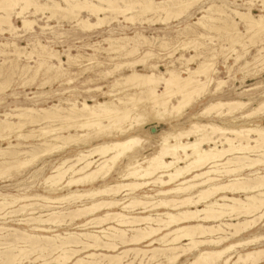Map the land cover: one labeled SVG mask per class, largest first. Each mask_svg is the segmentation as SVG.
<instances>
[{
  "label": "bare ground",
  "instance_id": "bare-ground-1",
  "mask_svg": "<svg viewBox=\"0 0 264 264\" xmlns=\"http://www.w3.org/2000/svg\"><path fill=\"white\" fill-rule=\"evenodd\" d=\"M196 1L198 0H61V6L55 0H45L44 3L39 0H0V34L14 35L18 31L12 24L11 16L20 19L21 29L24 31L35 26V20L28 17L40 14H47L45 22L53 17L60 20L71 19L81 31L102 27L112 20L117 21L119 16L124 22L132 24L137 18L162 22L180 20ZM225 8L227 7L212 3L202 11L199 10L201 16L182 28L180 35L188 36L193 32L192 26L196 25L202 26L200 28H204L206 33L198 32L191 36L194 38L183 41L182 48L196 50L201 43L197 44V39L203 37L212 41L210 31H221L220 38L230 40L221 54L234 52L237 54L234 61H237L244 52L247 53L250 50L248 47L255 43L252 37L260 35L251 36L250 32L264 31V15L253 17L249 7L246 12L230 9L231 14ZM81 12L92 16L95 22L81 19ZM148 15H152V18L146 19ZM234 18L245 24L249 37L236 31L238 22ZM227 23L230 24L229 29H224ZM49 28L52 27L48 26L47 29ZM104 41L108 43V47L100 48L101 51L114 52L116 56L108 57L105 62L108 67L106 64L107 68L95 77L102 80L112 78V81L107 86V91H101L102 87L96 86L85 92L101 91L106 99L97 101L90 96V103L83 100L80 103L74 101L65 103V106L59 103L39 109L15 107L10 109L12 113H4L1 116L3 118H0L1 140L11 136L17 140L27 141L31 137L42 140L37 146L23 145V150L15 149L21 144L12 145L9 142L6 148L0 149V155L5 157L0 161V177L17 174L37 164L43 157L61 153L71 146L78 149L84 146L77 150L74 158L59 160V164L52 167L51 174L44 178V184L49 189L47 192L55 193L66 189V194L54 197L0 194V212L20 203V210L29 208L34 214L33 211L37 209L38 214L36 217H28L30 221L25 220L23 223L28 226L29 231L0 227V240L3 237L9 238L0 243V264H21L33 254L36 255L33 262L41 261L42 264H122L129 252L133 259L139 260V264L141 261L146 264H178L187 253L191 254V258L185 264H263L264 247L256 245L260 240L264 241V235H243L257 226H264V220L260 221L264 216V169L258 168L264 165V124L225 128L210 121L202 123L191 120L181 129L155 135L151 134L150 129H147L146 135L138 133L140 128L150 124L171 126L206 95L217 96L224 84L223 80L214 76L217 72L214 56L217 54L214 50H211V56L204 55L203 51L196 52L180 63L184 64L183 70L179 67L160 71L157 63L146 61L164 55L163 51L168 46L166 40H158V50L154 49L156 51L152 46L148 47L153 42L140 31H135L131 36L110 35ZM6 45L13 48L16 58L23 56L27 60L35 57L38 64L36 67H45L44 73L47 72L48 75L50 71L56 74L62 69L60 54L40 41L32 44L31 51L27 53L15 43ZM236 46L241 48L237 50ZM98 50L93 48V51ZM5 51L0 49L2 54L11 53ZM255 51L257 52L252 56L251 62L246 61L239 66L240 71L264 69V47ZM226 53L224 55L227 56ZM135 55L138 57L133 58ZM93 56L89 54L90 58ZM196 57H201V61L197 62L195 68L188 67ZM179 59L181 58L177 60ZM53 60L56 62L53 63ZM66 60L67 65L79 64V54H67ZM88 60L89 64H103L102 61ZM138 63L146 66L147 72H138L135 69ZM230 68L228 65L226 71L229 72ZM36 72L37 69L31 73L29 80L35 78ZM70 80L68 78L67 82ZM90 81L93 80H86L87 83ZM0 82L2 93L9 82L6 78ZM44 83L39 84L42 86ZM158 83L163 86V91L157 89ZM249 104L250 101H225L215 97L192 114L191 119L231 117L234 120L257 113L264 114V96L256 107L243 111ZM27 126L32 128L24 130ZM70 129H74V133H70ZM150 140L153 141L154 150L137 159L135 152L144 145H149ZM122 157L127 159V163L123 170L117 169V179L120 181L114 185L104 182L101 187H93L97 180L104 181L110 175ZM74 186L90 187L72 191ZM147 187H152L148 190H153V193L146 190L140 196L135 194ZM122 192L130 195L126 202L117 199V195ZM238 194L241 196H237ZM72 198H88L90 202L72 209L70 207L73 205L68 209H63L62 206V210H55L59 207L54 204ZM32 200H39L41 203L37 205L31 203ZM115 208L119 211H115ZM43 210L46 211L44 214ZM101 210L105 211L97 215ZM130 211H138L139 214H130ZM49 225H74L79 232H51ZM183 241L187 243L182 244ZM140 244L143 246L136 247ZM52 253L57 255L51 256Z\"/></svg>",
  "mask_w": 264,
  "mask_h": 264
},
{
  "label": "rangeland",
  "instance_id": "rangeland-1",
  "mask_svg": "<svg viewBox=\"0 0 264 264\" xmlns=\"http://www.w3.org/2000/svg\"><path fill=\"white\" fill-rule=\"evenodd\" d=\"M39 1L41 3L45 2V0H39ZM55 1L59 2L60 5L63 6L61 0H55ZM155 1H159V0H155ZM262 1L264 3V0H201V1L198 0V1H196V3L192 4L190 9L187 10L186 14L183 17H181L182 19L180 18V20H173L172 19V20H169L167 22H162V21H147V20H143L142 18H137L135 20V22H133V24H132V23L124 22L123 18H121L119 16L117 18V21L112 20L109 23L103 24L102 27L100 26L99 28L91 29L92 31L91 30H89V31H83L82 30L81 31V29L78 26H75L76 24H75V22H73V20L67 19V18L61 19V20L55 18L56 19V21H55V19H53L54 18L53 17V18H50V21L47 20V22H45L46 21L45 16L47 14L46 15L40 14L41 16L37 15L35 17L27 15V16H29L28 17L29 19L35 20V23H34L35 26L33 25L29 31L28 30L24 31L21 29L20 19L15 18V16H11L12 24L16 29H18V31L16 32V34L14 33V35L13 34L11 35L8 33L0 34V44L2 43L0 46L1 47L3 46L2 48L0 47V49H2L4 51L6 50L5 52H8V51L11 52L8 54L0 53V76L2 77V78H0V81H3V79L6 78V79H8V82H9V84H8L9 86H7V88L2 93H0V118H3L1 116L4 113H7V114L12 113V111L10 109L13 110L15 107H33L35 109L36 108L39 109V108H47V107L52 106L53 104H59V103L62 106H65V103H73L74 101L77 103H80L83 100H86L88 103H90V99L88 98L90 96H92L97 101H102V100L106 99L107 97H105V95H103L101 93V91H107L108 90L107 86L112 81V78H107L108 80L107 79H103V80L102 79H96L95 75L97 73H99L100 71L105 70L108 67V64L105 63V62H107L106 60L108 59V57H112V56L115 57L116 54L114 52L101 51L102 48L108 47V43L105 42L104 39H106L110 35L112 37L113 36H120L122 34L131 36L134 34L135 31H140L143 34V36H145L149 41L153 42V45L148 46V47L152 46L153 50L157 49L156 46L158 45V40L160 41V39H164L168 42L167 48L164 49V51H163L164 52L163 56H161L160 58H157V59L154 58V59H149L146 61V63H157L158 69L160 71H165L166 69H171V68L173 69V68H179V67H180L179 69L183 70L185 68V67H183L184 64L182 65L180 63L184 62V60H186V58H189L190 56L195 55L196 52L199 53L200 51H203L205 53L204 55H206V56H211V54H210V53H212L211 50H214V52L217 54L214 56V58H215L214 60L216 61L215 64L217 63L215 65L217 72L214 74V76L217 77L218 79H221L224 81V84L222 85L221 89L219 90L217 96H215V97L221 98V100H225V101L226 100H239V99L242 101H250V104L243 111L251 110L252 108L256 107L258 105V103H260L262 101L263 96H264V69H262L260 71H256V69H251V71H250V69L240 71L239 66L241 64L245 63L246 61L251 62L252 56L254 54H256V52H257L255 50H257L261 47H264V44H263L264 41L262 42V40L264 39V31H256V32L252 31V33L250 32L251 36H256V34L257 35L260 34V35L256 36V37H252V38H254L253 41L255 43L252 46L248 47V49H250V50H247L248 54L246 52H244L242 54L241 58L237 60L238 62L234 61V59L237 55L234 52H233V54H232V52L231 53L228 52V54L225 52L227 54V56L224 55L225 54L224 52H222L223 54L220 53L222 51V49L224 51V48L228 47L229 42H230V40L226 41L224 38H220L221 37V34H220L221 31L220 32L219 31H217V32L216 31H210V33H211L210 36L213 37L212 41H210L209 39H205V38L203 39V37H201L203 40H200L201 38H199V39L196 38L197 44L201 42L199 45H197L198 49H196V50L193 48H188V49L182 48L183 47V41L187 40L188 38H194L191 36H193V35L195 36L198 32L199 33H206L205 29L200 28L202 26L196 25V26H192L191 31H193V32H190L188 34V36L187 35L182 36V35H180V33H181L182 28L189 25L190 23H193L194 21L197 20V18H199L201 16L200 11H202L204 8H206V6H208L212 3L216 4V5H220V6H226L227 8H225V10L228 9L227 13H229V14H231L229 11L230 9L231 10H238L240 12H246L247 8L249 7L250 8L249 12L251 13V15L253 17H258L259 15H264V5H263ZM247 3L251 4V6ZM202 4H203L204 8L202 7ZM193 5H195V6H193ZM199 6L202 8H200ZM79 17H81V19H88V21L90 23L95 22V19L92 18V16H87L86 12H81ZM150 18H152V15L151 16L148 15V17H146V19H150ZM234 20H235V18H234ZM235 21L238 22V23H236V27H235L236 31L240 32L242 34H245L246 37H249L250 34L248 33L249 34L248 35L246 33V28H244L245 24L243 22L239 21L238 19H236ZM229 25L230 24H228V23L226 24V26L224 25L225 26V27L223 26L224 29H229ZM48 26L52 27V28L47 29ZM121 26L124 28H122ZM178 29H180V30H178ZM176 30H178V32ZM243 30H245V31H243ZM178 37L181 39L178 40L179 39ZM262 37H263V39H261ZM198 40H200V41H198ZM223 40H225V42ZM36 41H40L41 44L49 46L50 48H52L53 50L57 51L60 54L59 59L62 63V69L59 70L56 74L53 73V71H50L49 75H48L47 72L44 73L45 67L37 68L36 66L38 64H36L37 60L35 57H31L30 58L31 60L30 59L26 60V58L23 56L16 58V56L14 55L15 53L12 52L13 48H11V46L6 45L7 43H15L18 47L24 48L23 52L26 51L25 53H27V52L31 51V48L33 47L32 44H34ZM256 41H258V42H256ZM180 42L182 43V46H181ZM94 45H95V47H93ZM220 45L222 46V48H220ZM91 46L95 49L96 48L99 49L98 51H100V52L98 53V51H93V48ZM239 48H241V47L236 46L237 50H239ZM174 50H176V51H174ZM204 50H206L207 52H205ZM154 51H156V50H154ZM66 53L69 55H72V56L79 54V62H78L79 64L75 63V64L67 65L66 64V61H67L66 60L67 59ZM89 54L94 55V56L92 58H90ZM230 54H231V56H230ZM136 57H138V56L135 55L133 58H136ZM229 57H231V58H229ZM178 58H181V59H179L180 61L177 60ZM199 58H201V57L194 58V61L193 62L191 61L190 64H188V67L195 68L197 66V62L199 60L201 61V59H199ZM207 58H209V57H207ZM222 58H223V60H222ZM23 59L25 62L22 61ZM88 59H92L93 61H95V60L102 61L103 64H100V65L95 64V63L89 64ZM195 59H196V61H195ZM82 60H84V61H82ZM85 60H87V61H85ZM80 61H81V64H80ZM223 61H225V62H223ZM52 62L55 63L56 61L53 60ZM175 63H177L178 65ZM224 63H226V64H224ZM23 64L24 65L27 64L28 66L25 65L26 67H24ZM106 64H107V67H106ZM72 65H74V66H72ZM101 65L103 68L101 67ZM228 65L231 67L230 71H229L230 73L226 71V67ZM167 66L170 68H168ZM7 67H8V69H7ZM28 67H31V68H28ZM26 68H27V70H25ZM67 68L69 69V71ZM250 68H252V65ZM30 69L32 71H30ZM36 69L38 72H36L35 78L33 80H29L31 73ZM135 69L141 73L147 72V70H148L146 68V66L144 67L141 63L136 64ZM64 72H66V73H64ZM123 73H127V72L123 71ZM26 74H27V76H26ZM59 74H60V76H57ZM69 74L71 77H69ZM24 76H26V77H24ZM68 78H71V80L69 82H67ZM87 79H92L93 81H90L89 83H87L86 82ZM26 81L29 83H27ZM42 82H45L46 84L44 83L42 86H40V84ZM96 86H101L102 90L101 91L85 92L88 88H93ZM157 89L159 91L164 90L163 86L160 83L157 84ZM215 97L206 95L204 98H202L196 104H194L191 107V109H189L187 111V113L181 119L177 120L176 122H173L171 124V126L170 125H163V124H161V125L160 124H150V125H146L145 127L140 128L138 133L141 135H146L147 129L148 130L150 129L151 134L155 135L159 132H163V131H167V130L181 129V128L186 127L191 120H198L199 122H202V123L210 121L215 125L225 127V128H240V127H248V126L254 125V124H259V125L264 124V114L263 113H257L255 115L248 117V118H242V119L238 118V119H234V120L231 117H223V118L210 117L207 119L206 118L191 119L192 114H194L195 112H198L201 108L206 106V104L210 100L215 99ZM12 121H15V119H13ZM29 128H32V126H30V127L27 126L24 128V130L29 129ZM152 129H154V131H152ZM69 132L74 133V129H70ZM13 137L14 136H11V138L5 137V138H2V140L0 138V149L6 148L8 146V142L11 143L12 145H15L17 143L21 144L20 146L15 147V149H22V150L24 148L23 145H30L31 144L32 146H37V144L42 142V140L40 141V139L36 138V137H31V138H29L31 140L28 139L27 141L21 140V139L17 140L15 137L14 138ZM149 142L151 144L150 143H149V145L146 144L142 148H140L139 150H137L135 152L134 156L137 159H140L143 156L149 155L154 150V148L152 147L153 141L150 140ZM21 146H22V148H21ZM81 148H84V146L79 147V149H81ZM79 149L75 146H71L68 149H66L67 151L65 150L61 153H57V154H53V155L43 157L41 160H39L37 162V164L35 163L34 165H31L32 167L29 166L28 168H26L28 170L24 169L21 172H18L17 174L10 175V176L9 175H4L5 177L1 176L0 177V194L19 195V196H22L23 194H27V195L38 194V195H44V196H49V197L60 196V195L66 194V192H68L66 189H64L60 192H55V193L47 192V191H49V189H47L46 185L44 184V178L51 174L52 167L57 166L61 160L66 159V158H74L75 154L77 153V150H79ZM3 158H5V157L0 155V161H2ZM126 163H127V159L122 157L117 162V164L115 165V167L112 170V172L110 173V175H108L104 181L97 180L93 184V187H101L104 182L105 183L107 182L111 185L118 183L117 181H120L119 178L117 179L118 172L121 169L123 170L125 168ZM258 168L264 169V165L259 166ZM262 172H264V170H262ZM245 173L246 172H244V174ZM89 187L90 186H84V187H82V186H76L75 187L74 186L72 188V191H74V190H78V191L79 190H86ZM148 188L150 189L152 187H147L146 189H143L141 191H137L135 194L136 195L138 194L137 196H140L142 191H146V190H147L146 192H148V193H153V190L149 191ZM153 189H156V188L153 187ZM125 193L126 192H122L121 194L117 195V199L122 200V202H126L127 200H129L130 195H124ZM237 196H241V194H238ZM102 197L105 198V196H102ZM70 200L71 199L67 200L66 202L54 204V206L59 207L58 209H55V210H62V208L64 209L65 207L68 209L71 205H73L70 207V209H72L77 205L90 202L89 201L90 199H88V198H80V199L72 198V200L71 201ZM77 201H79V202H77ZM30 202L36 203L37 205L41 203L39 200H32ZM20 205H21L20 203H17V204H15V206L7 207V209L5 208L0 212V223H1L0 227L24 229V230L29 231L28 226H25L23 223H25V220L30 221V218H28V217H36L38 215L36 213L37 209H35L33 211L34 212V214H33L30 212L29 208L27 209L28 211L25 209L20 210V208H18ZM35 207H38V206L35 205ZM14 209H16V211ZM114 210L117 211L118 209L115 208ZM23 211H26V213ZM104 211L105 210H101L100 213H97V215L102 214ZM45 212L46 211L43 210L42 214H44ZM5 213H6V215H5ZM19 214H20V216H18ZM31 214H33V215H31ZM130 214H139V213H138V211H130ZM22 215L24 217H22ZM1 216L2 217L4 216V217L2 218ZM15 219L17 221L14 222ZM263 220H264V216L261 217L260 221H263ZM46 227H48V226H46ZM49 227H51V230H52L51 232H53V231L54 232L58 231L57 233H65L68 231L79 232L78 228H75L74 225H69L67 227L65 225H61V226H59L60 228L49 225ZM70 229H72V230H70ZM50 234L51 233H46V235H50ZM253 234L264 235V226H257L256 228L251 230L249 233L244 234L243 236L248 237L249 235L251 236ZM4 239L7 240L9 238L3 237L2 238L3 241L0 240V243L4 242L5 241ZM184 243H187V241L182 242V244H184ZM142 246H143V244H140L139 246L137 245L136 247H142ZM256 246H263L264 247V241L260 240L259 244ZM104 252L107 253L106 251H102V253H104ZM78 254L81 256L84 255V253H81V254L78 253ZM56 255H57V253H52L51 256H56ZM35 257H36L35 254L29 255L27 258H25L22 261L21 264H31V263L34 264V262H35V264H42L41 261H34L33 262V260H34L33 258H35ZM48 257L51 258L50 256H46V258H48ZM189 258H191V254L187 253L184 257L181 258V260L179 261L178 264H185L186 263L185 261H187ZM126 259H127V261H126ZM126 259H125V262H123L122 264H139V260L133 259L131 252L128 253V257ZM27 260L29 261V263ZM51 264H54V263H51ZM140 264H146V263L141 261ZM260 264H262V263H260ZM263 264H264V262H263Z\"/></svg>",
  "mask_w": 264,
  "mask_h": 264
},
{
  "label": "water",
  "instance_id": "water-1",
  "mask_svg": "<svg viewBox=\"0 0 264 264\" xmlns=\"http://www.w3.org/2000/svg\"><path fill=\"white\" fill-rule=\"evenodd\" d=\"M152 131H154V129H152Z\"/></svg>",
  "mask_w": 264,
  "mask_h": 264
}]
</instances>
